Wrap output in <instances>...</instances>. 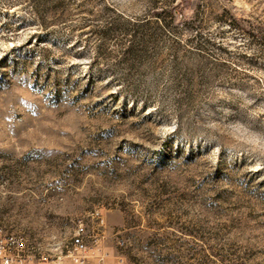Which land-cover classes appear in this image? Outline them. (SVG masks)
<instances>
[{
  "label": "rangeland",
  "instance_id": "obj_1",
  "mask_svg": "<svg viewBox=\"0 0 264 264\" xmlns=\"http://www.w3.org/2000/svg\"><path fill=\"white\" fill-rule=\"evenodd\" d=\"M79 221L85 264H264V0H0L6 255Z\"/></svg>",
  "mask_w": 264,
  "mask_h": 264
},
{
  "label": "built area",
  "instance_id": "obj_2",
  "mask_svg": "<svg viewBox=\"0 0 264 264\" xmlns=\"http://www.w3.org/2000/svg\"><path fill=\"white\" fill-rule=\"evenodd\" d=\"M95 216L97 220L103 223V220L100 216V212H95ZM92 236L89 235L87 226L83 221H79L76 226V231L72 237L71 248L67 253V257H69L74 264H85L86 254L89 250V240ZM21 239L14 236H9L6 238H1L0 235V255H2L3 264H11L13 261L12 256H7L6 253L11 251V248H18L21 244L23 247V243H21ZM16 257H20L17 252Z\"/></svg>",
  "mask_w": 264,
  "mask_h": 264
}]
</instances>
